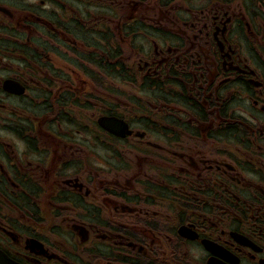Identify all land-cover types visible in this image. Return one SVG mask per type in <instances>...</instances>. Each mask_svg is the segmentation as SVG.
<instances>
[{
	"label": "flooded vegetation",
	"instance_id": "flooded-vegetation-1",
	"mask_svg": "<svg viewBox=\"0 0 264 264\" xmlns=\"http://www.w3.org/2000/svg\"><path fill=\"white\" fill-rule=\"evenodd\" d=\"M81 2L0 0V252L12 264H264V0H115L148 9L132 66L181 103L163 104L165 129L127 122L122 147L101 130L67 142L45 108L91 86L76 35L87 20L71 16Z\"/></svg>",
	"mask_w": 264,
	"mask_h": 264
},
{
	"label": "rangeland",
	"instance_id": "rangeland-1",
	"mask_svg": "<svg viewBox=\"0 0 264 264\" xmlns=\"http://www.w3.org/2000/svg\"><path fill=\"white\" fill-rule=\"evenodd\" d=\"M90 11H92V12H95V11H97V9L96 8H92V6H91V10ZM108 11V10H107ZM109 12V11H108ZM141 12H143V14H144V12L145 11H143L142 9H141ZM85 13V12H84ZM88 15H90V12L89 11H87L86 12ZM105 15H107L108 13L107 12H105L104 13ZM88 19L87 20H89V18H90V16H88L87 17ZM100 17H96V19H99ZM79 19H81V18H79ZM140 28V30L138 31V28L136 29V31H135V35H136V37H135V44L136 45H141V44H144V45H146V41H144V39H145V36L146 35H142L143 33V28L142 27H139ZM128 49V48H127ZM146 49V48H145ZM88 71H89V74L91 73V71H92V66H90L88 69H87ZM105 75V74H104ZM105 79V78H104ZM108 79V78H107ZM108 80H111V79H108ZM113 83L111 84V86L112 87H119V88H122L121 89V91H126V90H129V92H130V90H131V88L128 86V85H126V84H123V85H121L120 84V82H119V80H117V81H113V80H111ZM101 89L97 86L96 88H95V91H91V93L93 94V96H99V94L101 93V91H100ZM131 93H133V94H139V95H143V96H145V97H147V100H148V102H149V104H151L153 107H154V104H152L151 103V101H150V99H148V98H153V91H139V90H136V89H132V91H131ZM109 95V94H108ZM139 99H140V101H141V96H139ZM129 107H132L133 108V110H130V109H128L127 108V110H128V114H126L128 117H131V119H133V120H135L136 119V117L138 116L139 117V111L132 105V104H130L129 105ZM152 115H155L154 113L152 114ZM136 122H133V125L134 126H136ZM66 129V128H65Z\"/></svg>",
	"mask_w": 264,
	"mask_h": 264
},
{
	"label": "trees",
	"instance_id": "trees-1",
	"mask_svg": "<svg viewBox=\"0 0 264 264\" xmlns=\"http://www.w3.org/2000/svg\"><path fill=\"white\" fill-rule=\"evenodd\" d=\"M111 50H112L111 46L108 45V43H107V51H108V54L111 52ZM107 69L110 70V66H108Z\"/></svg>",
	"mask_w": 264,
	"mask_h": 264
},
{
	"label": "water",
	"instance_id": "water-1",
	"mask_svg": "<svg viewBox=\"0 0 264 264\" xmlns=\"http://www.w3.org/2000/svg\"><path fill=\"white\" fill-rule=\"evenodd\" d=\"M106 120V119H105ZM108 123L112 124V125H115V123L113 121H107Z\"/></svg>",
	"mask_w": 264,
	"mask_h": 264
}]
</instances>
